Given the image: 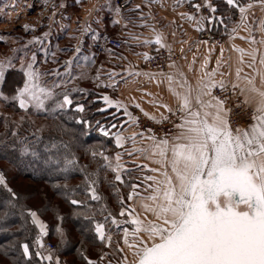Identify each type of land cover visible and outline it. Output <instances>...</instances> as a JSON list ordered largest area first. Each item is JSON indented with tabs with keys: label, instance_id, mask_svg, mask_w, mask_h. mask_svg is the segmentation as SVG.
<instances>
[{
	"label": "snow or ice",
	"instance_id": "snow-or-ice-1",
	"mask_svg": "<svg viewBox=\"0 0 264 264\" xmlns=\"http://www.w3.org/2000/svg\"><path fill=\"white\" fill-rule=\"evenodd\" d=\"M44 3L47 7L49 0ZM185 4L193 11L179 15L193 21L196 32L203 34L222 27L221 35L229 42L240 38L249 48L231 43L225 49L221 44L215 67L209 70L211 54L216 51V42H213L199 68L194 67V57L186 72L172 59L174 53L164 32L153 28L154 39H146L137 46H155L157 54L167 51L159 71L143 72L131 63L122 72L115 67L104 71V62L96 67L97 53L85 51V37L92 41L89 49L101 39L106 43L113 41L85 21L76 30L79 35L70 37L76 41L75 45L63 49L57 45L58 51H71L72 55L62 63L53 59L57 67L41 71L37 53L43 52L44 63H48L49 56H56L45 44L52 36L57 7L53 3L48 30L37 36L36 24H22V31L31 33V38L19 48L10 49L13 55L0 59V105L10 107L18 117L13 119L0 112V127L4 129L0 134V159L17 170L31 169L35 175L46 177V182H51L53 195L78 206L74 215L87 221L82 235L91 245H98L93 259L83 247L85 240L79 241L82 247L77 252L83 264H264V16L255 14L257 8L264 12V0H176L173 11ZM16 6V0L4 3L0 6V15L9 17L10 22L11 13L4 10ZM69 6L83 7V0H72L71 5L61 0L59 5L61 9ZM108 9L116 17L111 20L113 26L126 28L132 22L123 20L119 5L109 4ZM94 10L102 9L93 6L87 9V15L91 16ZM96 23L101 21L97 19ZM65 27L61 25V29ZM10 36V33L0 34V43L7 45ZM11 38L14 44L19 43L20 37ZM129 38L140 40L139 36ZM128 42L115 41L117 47ZM201 44L207 46L209 40L195 42L197 48ZM100 46L108 63L113 59L127 60L113 48ZM225 51L235 52V61L231 55L225 58ZM180 53L182 59H187L182 47ZM134 55L142 56L146 62L155 59L147 52ZM165 65L170 71L163 70ZM94 67L93 75L90 70ZM194 72L199 73L195 80L189 77ZM141 76L154 81L157 87L166 84L172 98L170 104L137 88L151 97L147 103L163 110L158 116L146 111L134 96L129 97L130 103H125L107 93L97 96L75 85L76 81L90 80L95 88L119 92L122 85L136 82ZM69 85L75 86L69 88ZM89 97L95 99L89 100ZM96 99L103 104L96 108L97 112L111 110L114 122L105 125L96 121L95 125L108 138V143L114 144V149L83 148L93 162L97 158L101 161L90 172L87 165L80 164L77 155L83 142L75 134L69 137L68 124L74 121L80 126L81 134L87 135L93 124L83 114ZM130 108L137 109L151 124L142 127L141 116L134 115ZM121 114L127 119L122 121ZM154 126H159L158 130ZM133 127L137 130L129 133ZM76 171L83 173L85 199L75 198L76 189L68 184L70 174ZM61 176L62 183L57 179ZM100 183L109 186V197L115 200L116 211L104 202V196L98 191ZM0 192L4 194L0 201L3 208L0 221H7L18 209L24 221L21 228L30 218L41 236L47 235L38 211L20 203L37 193L16 192L2 170ZM44 195L47 197V193ZM89 201L100 207H94ZM56 218L61 222L64 219L59 215ZM8 230L3 228L4 232ZM55 231L61 245L69 243L60 225ZM36 243L39 247L34 253L29 243L19 244L28 264H33V257L37 258L35 264L43 261L61 264L52 250L46 253L42 250L39 237ZM15 247V244L5 246L0 255L7 256Z\"/></svg>",
	"mask_w": 264,
	"mask_h": 264
},
{
	"label": "crops",
	"instance_id": "crops-1",
	"mask_svg": "<svg viewBox=\"0 0 264 264\" xmlns=\"http://www.w3.org/2000/svg\"><path fill=\"white\" fill-rule=\"evenodd\" d=\"M131 4L126 7V9L121 10L123 20H131L132 22L128 24L126 28H121L120 25L113 26L111 24V20L114 17V13L110 12L108 9V5L111 4L115 7L114 0H83V7H71L69 6L67 9H61L59 7L61 0H49L47 7H45L44 0H16L17 6L15 9L11 7L5 9V12L11 13L10 22L9 17H5L0 15V23H3V27L5 29V33H10L11 36L8 38L7 47L9 50L12 48H17L16 45L12 46V38L11 37H20L19 46H22L26 40L31 38V33H24L22 31L21 25L24 23H32L37 25V30L34 33L39 36L44 31L48 30L49 17L52 15L53 8L52 4H56L57 7L55 9L56 15L54 17V22L51 26L52 36L49 37L48 41H45L46 46L51 48V51L56 52V56L52 57L51 60L55 59L58 61L67 60L71 55V51L67 53H63L57 50V45H59L60 49L70 48L71 46L76 44V41L70 39L72 35H79V32L76 30L81 26V24L85 21L92 24V27L97 29L98 31L107 34L111 39L115 40H128L127 45L122 44V49L118 50L117 53H122L127 57V60H115L113 59L111 63H108V57L104 52V48L100 45H104L107 47L106 42L101 39L98 44L94 45L91 49H89V45L92 44L90 37H85V51H93L97 53L96 67H99L101 62H104L105 67L104 71L115 67L116 71L122 72L124 68H126L129 63L136 65L137 68L143 72H157L146 69L142 65V56L134 55V53H152L155 50V46L150 47H138L137 45L142 43L146 39H154L153 28L157 31L164 32L167 37V43L171 45L172 50L177 53H180L181 47L184 49L183 55L187 57V59H180L177 62V65L181 67L184 71L187 72V65L192 62L193 58L196 59V64L194 67L196 69L199 68L200 62L204 59L206 55H208V48L211 46L213 42H216V51L211 54V63L209 64V70L212 67H215V58L219 55V47L221 44L224 45L225 49L230 48L231 43H235L237 46L248 49L249 45L246 41L241 40L240 38H236L234 41L229 42L226 36H222V27L217 29H212V31H205L204 33H208L211 36V39L204 38L202 35L195 30L194 22L188 20L186 18H181L179 15L182 12H191L193 10L189 9L187 4L183 7L173 8L176 4V0H131ZM10 0H0V6L4 3H8ZM67 3L71 5L72 0H67ZM28 5H32L33 7L29 8ZM136 5H140V8L137 9ZM95 6L98 9H102L100 11H93L91 16L87 15V9ZM255 14L257 17L264 16V12H261L258 8L255 10ZM69 17V18H65ZM2 18V19H1ZM97 19L101 21V23H96ZM122 20V23H123ZM175 21V24H171L170 21ZM144 23L148 25L147 27H140L139 25ZM61 25H65L66 27L61 29ZM180 26V27H177ZM175 32V36L171 33ZM130 35L139 36L140 40H131ZM241 35H246V33L241 32ZM259 33H257V38L259 39ZM198 39H206L209 40V45L201 44L199 48L195 46V42ZM185 40L187 43L181 44L180 41ZM108 48V47H107ZM12 55V52L9 51ZM181 54V53H180ZM38 59L40 60L43 56V52H38ZM225 58L229 55L232 56L233 61H235L237 54L235 52L225 51ZM84 63L83 60L80 61ZM54 64V63H53ZM57 65V64H56ZM225 70L226 69H222ZM61 71L63 69L61 68ZM74 71H79V69H74ZM91 73L94 75L96 68H92ZM165 72L170 71V69L166 68ZM199 75L198 72L189 73L190 79L195 80V78ZM102 79L103 74H102ZM159 78V77H158ZM75 85L79 87L86 88L90 87L94 88V85L90 80H82L76 81ZM74 85V86H75ZM137 88H143L146 92L153 93L157 98H162L168 103H173L171 96L168 94L166 90V84H161L157 87L156 83L149 82L147 77L141 76L137 78L136 82H129L127 85H122L119 89V92H112L110 89L107 91V94L112 96L113 98H119L125 103H130L129 97L134 96L138 102L141 103L142 107L151 114L159 115V111H163L162 109L157 110L153 108L148 100L151 97L144 95L142 92L137 91ZM109 92V93H108ZM111 110H109L110 113ZM111 116V115H110ZM120 119L126 120L122 114L120 115ZM127 127V125H126ZM133 131V128H129V133ZM125 160H127L125 158ZM37 227V226H36ZM38 228V227H37Z\"/></svg>",
	"mask_w": 264,
	"mask_h": 264
},
{
	"label": "trees",
	"instance_id": "trees-1",
	"mask_svg": "<svg viewBox=\"0 0 264 264\" xmlns=\"http://www.w3.org/2000/svg\"><path fill=\"white\" fill-rule=\"evenodd\" d=\"M115 51L117 52V50ZM86 89L95 93L97 96L107 93L106 91H98L90 87H86ZM92 99H95V97H89V100ZM102 106L103 105L100 103V100L96 99L95 104L90 105L83 114L86 118L91 119L93 124L92 130H90L87 135L81 134L80 126L75 125L74 121H70L68 124L69 137L75 134L79 137V140L83 142V147L77 152V155L80 158V164L87 165V170L90 172L96 170L101 161L97 158V160L93 162L89 155L84 154L83 148L95 147L98 150H103L104 148L114 149V144L108 143V138L103 137L101 133H99V135H94L93 133L94 129H96V120L101 119L99 121L105 125L110 122H114L112 116H107L109 112L96 111V108ZM4 109V113L9 114L13 119L18 118L13 115V111L10 107H4ZM37 123L39 124L41 121L37 120ZM3 131L4 129L0 127V134H2ZM113 131H115V129H113ZM69 137H66V139ZM0 170L5 172L9 185L16 192L22 195L26 193H37L34 198L22 199L20 203L38 211V217L45 224L48 237L52 242L54 241L57 244L58 251L55 254L58 256H66L67 258H75V261L83 264L82 258L78 254L77 249L82 247L79 241L85 240L83 247L87 249V255L92 252L96 256L98 245H91L87 242L85 236L82 235V229L87 225V221H84L82 218L74 215V213L78 210V206L71 205L62 196L53 195L51 182H46V177L35 175L31 169L25 170L21 168L20 170H17L3 159H0ZM111 176L112 174L109 172L108 178L111 179ZM57 179H59L61 183L63 182L62 176ZM68 184L70 188L76 189L77 195L75 198H86L83 185V173L79 171L71 173ZM77 185H80V187L77 188ZM98 191L102 196H104V202L107 203L108 207L113 211L117 210L115 200L109 197L110 188L107 183H100L98 185ZM45 193H47V197H45ZM3 195L4 194L0 192V201H2ZM89 203L93 204L96 208L100 207V204H97L94 201H89ZM2 211L3 208L0 207V213H2ZM57 215L64 218L62 222L56 218ZM97 219H102V217L97 216ZM22 224H24V221L20 219L18 209L16 210V215L11 216L7 221H0V253L4 251L5 246L10 244L16 245L15 248L9 251L7 256L0 255V264H28L22 255V250L19 248V244L21 242L29 243L30 250L33 253L38 250L39 246L33 239V235L38 228L36 225L31 223L30 218L27 220V223L23 228H21ZM57 225H60L64 229L69 237V243L63 245L60 244L58 235L55 231ZM5 227L9 229L7 232L3 231V228ZM36 259V257H33V264H35ZM42 264L47 263L43 261ZM67 264L73 263L67 262Z\"/></svg>",
	"mask_w": 264,
	"mask_h": 264
},
{
	"label": "built area",
	"instance_id": "built-area-1",
	"mask_svg": "<svg viewBox=\"0 0 264 264\" xmlns=\"http://www.w3.org/2000/svg\"><path fill=\"white\" fill-rule=\"evenodd\" d=\"M131 0H114V4L115 6L119 5L121 7V10L125 9L128 5L131 4ZM202 37L204 38H210L211 36L208 34V33H204L202 35ZM113 42H110V43H106L107 47L108 48H113L114 50H120L122 49V45L120 47H117L116 46V43H115V39H111ZM173 57L172 59L175 60L176 62L180 61L181 59V54L180 53H177L173 50ZM150 56H153L155 57V59H152L151 61H144V59L142 60V65L146 68V69H149V70H152V71H159V68L158 66L161 65V64H164L165 61H164V58L167 56V51L166 50H161V53L160 54H157L155 52V50L149 54ZM167 68V66L165 65L164 69L165 70ZM99 90H103L105 88H97ZM130 110L133 112L134 115H138V116H141V126L143 127L145 124H151L150 121H148L146 118H144L137 109L135 108H130ZM157 128H159V126H154ZM137 129H135L133 127V131H136ZM94 135H99V131L97 129H94L93 131ZM37 237L40 238V240L43 242V249L45 251L47 250H54L55 249V245L54 243L50 240V238L48 237V234L47 235H43L41 236L40 234V230L38 228V230L35 232V234L33 235V239L34 241L37 240Z\"/></svg>",
	"mask_w": 264,
	"mask_h": 264
},
{
	"label": "rangeland",
	"instance_id": "rangeland-1",
	"mask_svg": "<svg viewBox=\"0 0 264 264\" xmlns=\"http://www.w3.org/2000/svg\"><path fill=\"white\" fill-rule=\"evenodd\" d=\"M2 19V18H1ZM3 33H5V29H4V27H3V23L1 22L0 23V34H3ZM13 43V42H12ZM8 45L10 46V43L8 42ZM16 45V47L17 48H19L20 46H19V43H13L12 44V46H15ZM7 47V45H4V44H2V43H0V59H4V56L5 55H8V56H11V54L9 53V49L8 48H6ZM12 55H13V53H12ZM63 61H61V63H62ZM18 67H19V65L17 64V69H18ZM39 67H40V70L41 71H44V70H47V69H50V68H56L57 67V65L56 64H53L52 63V60H51V58L49 57V60H48V63H44L43 62V56H42V58L39 60ZM61 70V69H60ZM49 81L51 80V78L49 77V78H47ZM74 85H69L68 87L69 88H71V87H73ZM95 88V87H94ZM95 90H98V91H109L108 89H103V90H99V89H97V88H95ZM109 93V92H108ZM77 99H79V96H77ZM100 103L102 104V101L100 100ZM103 105V104H102ZM5 111V109H4V107L2 106V105H0V112H4ZM106 115H107V113H106ZM106 115H104V116H106ZM108 117H110V113H108V115H107ZM99 120H101V119H98V120H96V121H99ZM95 121V122H96ZM101 122V121H100ZM102 123V122H101ZM126 159H127V157H125ZM127 161V160H126ZM116 211V210H115ZM51 240V239H50ZM36 242V241H35ZM54 242V241H53ZM55 243V247H56V250L54 251H52V253H53V256L54 257H56V256H58L57 254H55V253H57V251H58V249H57V244H56V242H54ZM43 251H45L44 249H42ZM47 251H45V253H46ZM89 256L91 257V258H93V259H95L96 258V256L92 253V252H90L89 253ZM59 258H60V261H61V264H67V262H71V263H73V264H80L78 261H75L76 259L75 258H67L66 256H58ZM47 264H48V262L47 261H45Z\"/></svg>",
	"mask_w": 264,
	"mask_h": 264
}]
</instances>
